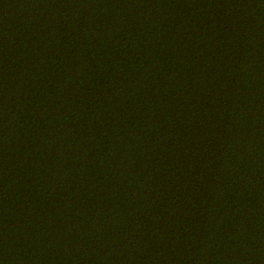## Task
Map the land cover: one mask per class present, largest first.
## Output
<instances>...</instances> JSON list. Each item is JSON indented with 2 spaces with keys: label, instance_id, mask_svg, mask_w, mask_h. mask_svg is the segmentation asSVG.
<instances>
[{
  "label": "trees",
  "instance_id": "1",
  "mask_svg": "<svg viewBox=\"0 0 264 264\" xmlns=\"http://www.w3.org/2000/svg\"><path fill=\"white\" fill-rule=\"evenodd\" d=\"M0 264H264V0H0Z\"/></svg>",
  "mask_w": 264,
  "mask_h": 264
}]
</instances>
